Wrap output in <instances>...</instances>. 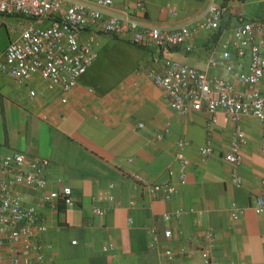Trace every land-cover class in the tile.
<instances>
[{
    "label": "crops",
    "instance_id": "obj_1",
    "mask_svg": "<svg viewBox=\"0 0 264 264\" xmlns=\"http://www.w3.org/2000/svg\"><path fill=\"white\" fill-rule=\"evenodd\" d=\"M142 1L143 9L135 0H113L107 10L127 11L166 29L203 21L211 2L227 11L218 29L201 28L184 44L160 50L134 44L128 35L97 32L99 58L70 92L50 90L38 77L18 84L0 68L1 150L49 159L48 188L61 178L74 189V205L41 208L48 225L44 238L51 246L45 248L44 259L33 264H203L208 230L216 235L213 254L218 260L264 264V213L250 208L264 185L262 122L252 115L242 118L248 141L242 147V163L235 166L224 158L235 129L226 113L220 110L211 122L204 110L179 112L147 76L150 69H163L165 59H177L234 79L210 66L208 58L222 52L241 17L264 19V0ZM30 21L0 13V62ZM91 32L86 29L83 35ZM33 88L45 94L31 97ZM182 139L191 160L185 183L176 158ZM209 142L215 151L203 158L199 149ZM133 173L150 181H171L179 190L166 199L133 182ZM22 191L27 202L40 194ZM232 202L245 213L233 217ZM95 208L103 213H94ZM177 211L180 216L163 218ZM166 228L173 231L170 238L164 235ZM154 231L160 240L157 249L151 247ZM182 245L194 254L174 261L164 255L165 248Z\"/></svg>",
    "mask_w": 264,
    "mask_h": 264
},
{
    "label": "built area",
    "instance_id": "obj_2",
    "mask_svg": "<svg viewBox=\"0 0 264 264\" xmlns=\"http://www.w3.org/2000/svg\"><path fill=\"white\" fill-rule=\"evenodd\" d=\"M135 2L137 7L144 8L142 0ZM112 4L113 0H96L95 3L87 0H0V13L31 20L7 46L0 62L1 70L18 84L38 77L50 90L70 92L99 58L97 32L128 35L134 44L160 50L184 44L201 28L218 29L227 11L226 6L211 2L208 17L203 21L197 19L192 27L183 24L166 29L146 23L127 11L107 10ZM86 29L92 30L87 37L83 35ZM245 60L248 61L247 67ZM208 63L231 73L234 79L211 74L177 59H165L163 69H150L147 76L164 90L179 112L204 110L211 115V122H215L217 113L224 111L235 126L230 149L224 158L239 166L243 161L242 147L248 141L242 124L244 116L252 115L262 122L264 148V19L241 17L224 41L222 52L211 54ZM44 94V89L30 90L31 97ZM186 145L185 139L180 140L176 153L182 183L186 182V169L191 163L185 153ZM199 150L203 158L215 151L210 142ZM49 167L47 158L22 151L4 152L0 147V264L42 261L45 248L51 245L44 238L48 225L41 208L58 209L61 204H75L74 189L61 178L57 179L55 187L48 188ZM169 174L173 175L174 171L170 169ZM129 178L145 190L163 193L166 199L172 198L179 190L171 181H150L140 173H133ZM234 181L237 185L242 184V179L235 173ZM23 188L40 194L27 202ZM250 208L255 213H264V185L253 198ZM94 213L102 214L103 211L95 208ZM244 213V208L232 202L233 217ZM180 214L181 211L166 213L163 218L170 221ZM172 234L171 228L164 230L165 237L170 238ZM205 238L203 264H233L214 256L216 235L213 231H206ZM159 242L157 231H154L151 247L157 249ZM192 254L194 251L185 245L164 249V255L171 261L180 255Z\"/></svg>",
    "mask_w": 264,
    "mask_h": 264
}]
</instances>
